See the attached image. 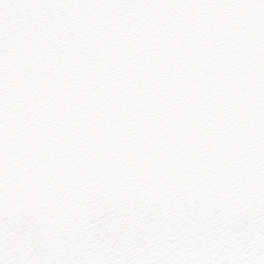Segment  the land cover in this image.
I'll return each instance as SVG.
<instances>
[{
    "label": "snow or ice",
    "instance_id": "snow-or-ice-1",
    "mask_svg": "<svg viewBox=\"0 0 264 264\" xmlns=\"http://www.w3.org/2000/svg\"><path fill=\"white\" fill-rule=\"evenodd\" d=\"M0 264H264V0H0Z\"/></svg>",
    "mask_w": 264,
    "mask_h": 264
}]
</instances>
